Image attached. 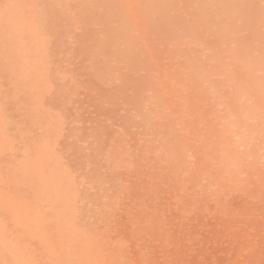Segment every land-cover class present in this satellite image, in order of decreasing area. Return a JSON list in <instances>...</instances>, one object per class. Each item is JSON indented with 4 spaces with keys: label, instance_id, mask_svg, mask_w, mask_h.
<instances>
[{
    "label": "rangeland",
    "instance_id": "rangeland-1",
    "mask_svg": "<svg viewBox=\"0 0 264 264\" xmlns=\"http://www.w3.org/2000/svg\"><path fill=\"white\" fill-rule=\"evenodd\" d=\"M0 264H264V0H0Z\"/></svg>",
    "mask_w": 264,
    "mask_h": 264
}]
</instances>
